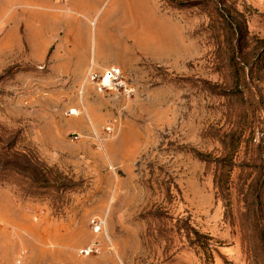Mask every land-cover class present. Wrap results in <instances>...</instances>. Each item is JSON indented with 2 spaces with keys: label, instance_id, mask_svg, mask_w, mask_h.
Here are the masks:
<instances>
[{
  "label": "rangeland",
  "instance_id": "374dc122",
  "mask_svg": "<svg viewBox=\"0 0 264 264\" xmlns=\"http://www.w3.org/2000/svg\"><path fill=\"white\" fill-rule=\"evenodd\" d=\"M4 12L0 264H264V0ZM75 55L131 58L133 95Z\"/></svg>",
  "mask_w": 264,
  "mask_h": 264
},
{
  "label": "built area",
  "instance_id": "2783aa9c",
  "mask_svg": "<svg viewBox=\"0 0 264 264\" xmlns=\"http://www.w3.org/2000/svg\"><path fill=\"white\" fill-rule=\"evenodd\" d=\"M83 83L94 86L100 92L115 94L125 98H130L134 93L130 80L118 66H109L98 71L90 65L84 76Z\"/></svg>",
  "mask_w": 264,
  "mask_h": 264
},
{
  "label": "crops",
  "instance_id": "0c3cea01",
  "mask_svg": "<svg viewBox=\"0 0 264 264\" xmlns=\"http://www.w3.org/2000/svg\"><path fill=\"white\" fill-rule=\"evenodd\" d=\"M5 13V12H4ZM7 14H3L0 15V30L3 28L1 27L4 23H7ZM71 21V20H70ZM6 25V24H5ZM122 34V32H121ZM2 35V34H1ZM0 35V45L3 44L5 45V42L3 41L4 38H2ZM128 38V42L130 43V51H131V30L127 31L125 34ZM122 36V35H120ZM120 39V38H119ZM82 43H77V42H72V47L71 50L74 52H79V47H81ZM6 55H7V46L4 47H0V68H2L3 64L5 63L6 60ZM76 56V55H75ZM80 56V55H79ZM129 62L127 63V66L125 64H122L121 62H108V61H104L102 58H97L95 55L91 56L90 58L86 56L85 59H83L82 57L77 58V56L74 58L72 57L70 59V68H75V67H80L83 70L88 69L89 67H87L88 63L91 62L90 64H94L97 65L99 67H106V66H110V65H118L122 68L128 67L131 65V58H129Z\"/></svg>",
  "mask_w": 264,
  "mask_h": 264
},
{
  "label": "bare ground",
  "instance_id": "6f19581e",
  "mask_svg": "<svg viewBox=\"0 0 264 264\" xmlns=\"http://www.w3.org/2000/svg\"><path fill=\"white\" fill-rule=\"evenodd\" d=\"M72 114H77V112L76 111H74V110H72V112H71Z\"/></svg>",
  "mask_w": 264,
  "mask_h": 264
}]
</instances>
